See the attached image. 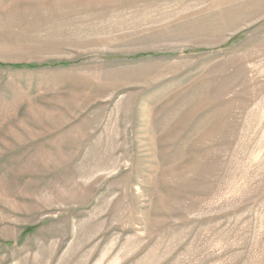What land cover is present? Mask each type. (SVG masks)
Listing matches in <instances>:
<instances>
[{"label":"rangeland","instance_id":"374dc122","mask_svg":"<svg viewBox=\"0 0 264 264\" xmlns=\"http://www.w3.org/2000/svg\"><path fill=\"white\" fill-rule=\"evenodd\" d=\"M0 264H264V0H0Z\"/></svg>","mask_w":264,"mask_h":264}]
</instances>
